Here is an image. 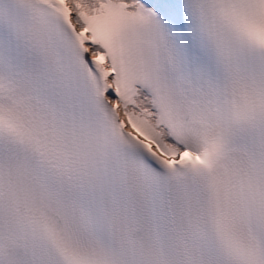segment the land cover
<instances>
[{"label":"snow or ice","instance_id":"obj_1","mask_svg":"<svg viewBox=\"0 0 264 264\" xmlns=\"http://www.w3.org/2000/svg\"><path fill=\"white\" fill-rule=\"evenodd\" d=\"M0 264H264V0H0Z\"/></svg>","mask_w":264,"mask_h":264}]
</instances>
